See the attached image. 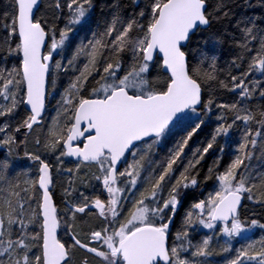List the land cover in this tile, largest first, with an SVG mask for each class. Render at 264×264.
<instances>
[{
  "label": "snow or ice",
  "instance_id": "1",
  "mask_svg": "<svg viewBox=\"0 0 264 264\" xmlns=\"http://www.w3.org/2000/svg\"><path fill=\"white\" fill-rule=\"evenodd\" d=\"M131 3L124 15L115 0L94 28L96 0L0 6V264H264V222L241 215L245 200L264 207L250 164L264 156V11H246L264 0ZM21 151L35 176L14 170Z\"/></svg>",
  "mask_w": 264,
  "mask_h": 264
},
{
  "label": "trees",
  "instance_id": "2",
  "mask_svg": "<svg viewBox=\"0 0 264 264\" xmlns=\"http://www.w3.org/2000/svg\"><path fill=\"white\" fill-rule=\"evenodd\" d=\"M114 2L115 0H96V7L93 11L91 25H90L91 27L94 28L97 22H102L105 17L109 16V13H110L109 6L112 5ZM140 2L142 5L143 0H140ZM253 2H255V0H253ZM6 3H7V0H0V6ZM119 3L122 6V11L124 15H128L133 10L131 0H119ZM241 3H242V0H241ZM101 9H103V11H101ZM234 11L236 12L237 15H240L242 14L244 10L241 8H235ZM246 11L249 15H253V14L259 15L261 11H264V10L257 7L255 9H247ZM215 27L221 32L225 30H228V31L232 30L228 21H224L221 25H216ZM83 35H84V32L80 31L79 35L73 38L72 43H71L72 48L75 47V45L79 42V40L83 37ZM230 43L231 41L229 38L220 48L221 67L225 66L226 61H228L231 58V55L233 53V49L230 47ZM66 82H67V78L65 77L61 81V83H66ZM216 95L218 98L224 101H228V102H231L233 99H235L233 94L228 93L227 91L222 90V89L217 90ZM253 103H255V101ZM47 108H48L47 111H49V109L54 108L56 112V105H53L52 101L47 104ZM46 122H48V120H46ZM210 131H211L210 127L205 128L202 132L199 133L197 137L194 138L193 143L196 144V143H199L201 140H204L208 136ZM34 135L35 134H33V136ZM20 138L23 139L24 137L21 136ZM32 139L33 138H29V143H28L29 151L34 150V144L32 143ZM236 139H238V135L234 134L233 140H236ZM223 144H224V139L221 138L220 144L216 146L215 151H213L209 156L206 157L205 161L203 162L204 167L201 171V177H203L206 174L208 165H210L217 156L221 155L219 151V147L220 145H223ZM170 146L171 145H169V147ZM233 148H234V145H233ZM233 148H226V152L223 156V160L221 161V170L224 166H226L230 162V159H231L230 153L233 151ZM157 151H158V155L156 158L161 159L164 156V153L167 151V149L165 148V149L157 150ZM42 155H44L45 159H52L51 157L47 156L44 153H42ZM5 156H6V149L0 148V159H3ZM11 159H12L13 168L15 171H24V169L26 168V164L32 163L31 161L24 158L23 151L19 153L18 157L13 156ZM250 164H251V168L253 170L254 175L264 174V156H262L259 151L256 153L255 157L251 160ZM21 179H23V177H21ZM213 185H214V181L210 180L207 183H202L199 189L189 190L188 197L185 200L184 208H182L180 210V213L177 215L175 227H179L181 217L183 216L185 209H187L190 206V203L196 199L207 196L208 192L212 190ZM54 195H55L56 203L60 204L61 195H60L59 184L54 189ZM244 205L245 206L241 208L242 217L255 218V219L261 220V222H264V207L253 204L252 202L247 201V200L244 201ZM254 232L257 236L261 234L259 229L254 230ZM198 238H199L198 236L194 237V239H198ZM236 246H239V245L237 244ZM210 259L213 260L214 264H220V262L223 261L224 256H215Z\"/></svg>",
  "mask_w": 264,
  "mask_h": 264
},
{
  "label": "rangeland",
  "instance_id": "3",
  "mask_svg": "<svg viewBox=\"0 0 264 264\" xmlns=\"http://www.w3.org/2000/svg\"><path fill=\"white\" fill-rule=\"evenodd\" d=\"M59 99V96L57 95L55 98H49L48 103H50L51 101L53 102V105H56V100ZM48 108L46 109V113H45V120L50 121L52 116L56 115L55 109H49V111H47ZM25 172H28L29 174H31L32 176L36 175L35 172V165L33 163H28L26 164V168L24 169ZM60 178H58L59 180Z\"/></svg>",
  "mask_w": 264,
  "mask_h": 264
}]
</instances>
